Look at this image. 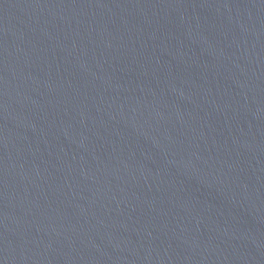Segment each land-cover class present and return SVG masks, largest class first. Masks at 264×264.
<instances>
[{
    "label": "water",
    "instance_id": "95a60500",
    "mask_svg": "<svg viewBox=\"0 0 264 264\" xmlns=\"http://www.w3.org/2000/svg\"><path fill=\"white\" fill-rule=\"evenodd\" d=\"M0 264H264V0H0Z\"/></svg>",
    "mask_w": 264,
    "mask_h": 264
}]
</instances>
